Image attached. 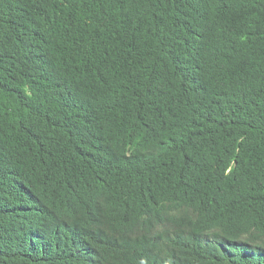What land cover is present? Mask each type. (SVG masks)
<instances>
[{
  "label": "trees",
  "instance_id": "1",
  "mask_svg": "<svg viewBox=\"0 0 264 264\" xmlns=\"http://www.w3.org/2000/svg\"><path fill=\"white\" fill-rule=\"evenodd\" d=\"M0 264H264V0H0Z\"/></svg>",
  "mask_w": 264,
  "mask_h": 264
}]
</instances>
